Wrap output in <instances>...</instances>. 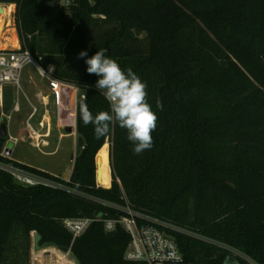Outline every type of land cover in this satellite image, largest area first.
<instances>
[{
	"label": "trees",
	"instance_id": "1",
	"mask_svg": "<svg viewBox=\"0 0 264 264\" xmlns=\"http://www.w3.org/2000/svg\"><path fill=\"white\" fill-rule=\"evenodd\" d=\"M47 1L0 4H15L22 47L87 95L76 104L83 145L67 183L78 193L22 185L0 169V264H29L32 232L39 246L67 247L80 264H145L124 258L130 236L120 226L106 232L94 220L73 239L59 223L118 216L98 200L127 202L188 231H167L186 262L264 264V0H76L70 16ZM92 23L102 29L88 41ZM99 49L146 83L158 116L150 150L134 154L116 123L97 138L80 119L82 102L94 115L109 110L94 87L98 77L78 58ZM107 139L112 178L105 188L96 184L95 156Z\"/></svg>",
	"mask_w": 264,
	"mask_h": 264
},
{
	"label": "built area",
	"instance_id": "2",
	"mask_svg": "<svg viewBox=\"0 0 264 264\" xmlns=\"http://www.w3.org/2000/svg\"><path fill=\"white\" fill-rule=\"evenodd\" d=\"M46 4L52 9L61 11L65 16H70L73 8L77 5L76 0H49ZM2 5H6V8L11 5L13 6L12 10H8V13L4 17V20L9 24L11 15L15 14V4ZM7 27L9 30H13L12 33L16 37L17 45H11L10 47L0 45L1 120L4 118L8 125L11 113L19 112L21 109L18 97L12 98L11 104L4 114L3 110L5 108L2 100L4 91L7 89L11 91L15 90L18 94L21 75L26 66H32L41 79L45 80L47 87L45 92L38 91L35 93V98L39 106L34 104L23 92L27 103L26 108L28 109V114L22 123V129H25V134L23 137L7 135L0 156L12 159L11 154L13 148L19 141L28 142L32 147L42 153L48 154L44 149L50 145L47 139L52 133L53 119L55 130L59 133V138L62 135L61 130L65 129L69 132L68 135L76 139V104L79 99L85 97V92L77 84L57 78L53 65L43 66L40 63L41 57L34 56L29 50L22 47L15 26ZM50 96L52 97V101L49 99ZM50 103L54 106L53 114L49 110ZM8 141L13 143V148H7L6 144ZM0 169L8 172L16 182L22 185H41L68 193H78L73 187L67 184L70 181V176L65 178L61 175L48 172V175H43L27 170L13 162L1 160ZM98 202L117 210L119 212L118 216L116 218H103L98 215L95 219H63L62 225L72 234L73 239L81 235L92 221L100 220L103 222L106 232H112L116 226H120L129 234L130 241L124 253L126 260L145 264H192L191 262L185 261L176 242L167 232L168 230H173L190 234L188 231L173 225L169 221L150 217L138 212L130 207L127 202L123 205L103 200H98Z\"/></svg>",
	"mask_w": 264,
	"mask_h": 264
},
{
	"label": "clouds",
	"instance_id": "3",
	"mask_svg": "<svg viewBox=\"0 0 264 264\" xmlns=\"http://www.w3.org/2000/svg\"><path fill=\"white\" fill-rule=\"evenodd\" d=\"M106 53L107 49H99L91 57H88L87 51L78 54V58H86L87 73L98 77L94 87L109 104L108 111H99L94 115L87 103L82 102L79 116L85 126H93L97 138L109 134L113 123L126 129L127 139L133 144L134 154L138 155L153 146L151 133L156 129L158 116L148 102L146 83L131 68L122 69ZM156 107L162 109L159 100L156 101Z\"/></svg>",
	"mask_w": 264,
	"mask_h": 264
},
{
	"label": "rangeland",
	"instance_id": "4",
	"mask_svg": "<svg viewBox=\"0 0 264 264\" xmlns=\"http://www.w3.org/2000/svg\"><path fill=\"white\" fill-rule=\"evenodd\" d=\"M15 9L16 6H14V11ZM9 21H10L9 26H15L18 35V29L15 22V14L11 15ZM2 22H3V29H1ZM101 29H102V25L99 23L89 24L85 30L84 37L88 41H93ZM0 30H2V33H5L3 34L4 38H1V42L2 39L5 40L6 42L5 47H10L11 45L12 46L17 45L15 35L13 38L12 37L13 33L11 32V30L8 29L7 22L6 20H4L2 16H0ZM46 87H47V83L45 82V80L41 79L37 71L32 66L28 65L24 68L22 72L20 79V89H18V94L16 93L15 90L11 91L7 89L6 91H4L3 100H2L3 106L5 102L11 104L12 98L18 97V101L21 107L19 112L11 113V118L7 125V135L14 137H19V136L23 137V135L25 134V129H22L21 120H23L25 116L28 114V109L26 108L27 103L24 97V93L34 104L38 105L35 98V93L37 90H42V92H45ZM49 99L50 101H52L51 96ZM49 110H51L53 114L54 106L51 103L49 105ZM1 117H2V113H1ZM52 125L53 126H52L51 136L47 139L50 142V145L49 147H46L44 149V151L46 152H50L51 150H53L55 143L57 141V133L55 132L54 119L52 120ZM75 140H76L75 150H74L73 136H67L59 142V151L53 154L42 153L38 149L33 148L28 142L19 141L13 148L12 156L14 159H17L19 161H26L27 163L33 165L34 167L43 169L52 174L60 175L67 168H68L67 170L68 173V171L73 165L74 156L78 154L77 152L78 136H76ZM106 141L108 142V146H110L109 140L107 139ZM72 153H73V159L70 160ZM108 162H109V151H108ZM110 174H111V169H110ZM63 177L65 178L68 177V174L64 175ZM33 234L34 232L31 233L29 264H60V262H62L63 260L62 258H65L67 264H73L74 261L69 256V254L62 252L56 247L41 245L38 249H35L33 247ZM51 248H55V249L49 250ZM45 249L46 251L44 253H41Z\"/></svg>",
	"mask_w": 264,
	"mask_h": 264
},
{
	"label": "bare ground",
	"instance_id": "5",
	"mask_svg": "<svg viewBox=\"0 0 264 264\" xmlns=\"http://www.w3.org/2000/svg\"><path fill=\"white\" fill-rule=\"evenodd\" d=\"M12 5L6 8L4 5H0V16L3 18L5 15L8 13V10H12ZM9 26V24H7ZM3 29V22H2V28ZM12 32V30H11ZM5 33H2V30H0V45L5 47L6 42L5 40L1 38H4ZM12 37L14 38V34H12ZM17 42V40H16ZM16 45V44H15ZM108 151H109V146L108 142L105 141L103 146L100 148V150L96 154V182L98 186L108 188L111 185V174H110V167H109V162H108Z\"/></svg>",
	"mask_w": 264,
	"mask_h": 264
},
{
	"label": "water",
	"instance_id": "6",
	"mask_svg": "<svg viewBox=\"0 0 264 264\" xmlns=\"http://www.w3.org/2000/svg\"><path fill=\"white\" fill-rule=\"evenodd\" d=\"M7 110H8V107H6L3 110V113L5 114ZM6 138H7V124L5 122V119L2 118L1 123H0V140L3 141ZM82 145H83V139L81 137H78V145H77V152L78 153H79L80 149L82 148ZM6 146H7V148L11 149V148H13V143L11 141H8ZM109 167H110V161H109ZM96 168H97V164H96V157H95V180H96ZM96 184H97V182H96ZM98 215L102 216V213L99 212ZM59 223L62 224V220H59ZM39 240H40V235L38 233L34 232V234H33V247L35 249H38L40 247L39 246ZM43 245L44 246L54 247V244L52 242H46ZM58 249L61 250L62 252L68 253L69 256L73 259L74 264H80L79 261L74 257L73 253L70 251L69 248H67V247H58Z\"/></svg>",
	"mask_w": 264,
	"mask_h": 264
},
{
	"label": "flooded vegetation",
	"instance_id": "7",
	"mask_svg": "<svg viewBox=\"0 0 264 264\" xmlns=\"http://www.w3.org/2000/svg\"><path fill=\"white\" fill-rule=\"evenodd\" d=\"M55 132L57 133V141H56V143H55V146H54V148H53V150H51L48 154H53V153H56L57 151H59V142L63 139V138H65V137H67V136H70V135H68V131H66L65 129H63V130H61V133H62V135L60 136V138H59V133L55 130ZM73 140H74V150L76 149L75 147H76V144H75V138L73 137ZM75 157H76V155L74 156V160H75ZM72 158H73V153L71 154V158H70V160H72ZM73 164H74V161H73Z\"/></svg>",
	"mask_w": 264,
	"mask_h": 264
},
{
	"label": "crops",
	"instance_id": "8",
	"mask_svg": "<svg viewBox=\"0 0 264 264\" xmlns=\"http://www.w3.org/2000/svg\"><path fill=\"white\" fill-rule=\"evenodd\" d=\"M38 91H42V90H37L36 92H38ZM23 120H24V119H23ZM23 120H21V124L23 123ZM33 148H34V147H33ZM12 153H13V152H12ZM48 153H49V152H48ZM11 158H12L13 160L17 161V162H20V163H23V164L29 165V166H31V167H34L33 165L27 163L26 161H19V160H17V159H14L13 156H12V154H11ZM34 168H36V167H34ZM36 169H39V170L45 171V170L40 169V168H36ZM72 169H73V165H72V167L70 168V170L68 171V173H67V170H68V168H67V169H66L62 174H60V175H61V176H64V175L68 174V176H70V175H71V172H72ZM45 172H47V171H45ZM48 173H50V172H48ZM51 174H52V173H51ZM56 175H57V174H56Z\"/></svg>",
	"mask_w": 264,
	"mask_h": 264
}]
</instances>
